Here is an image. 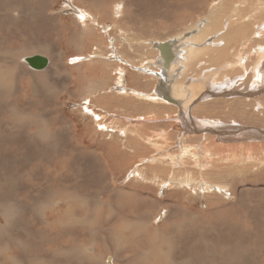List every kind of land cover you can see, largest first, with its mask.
Wrapping results in <instances>:
<instances>
[{"label":"rangeland","instance_id":"rangeland-1","mask_svg":"<svg viewBox=\"0 0 264 264\" xmlns=\"http://www.w3.org/2000/svg\"><path fill=\"white\" fill-rule=\"evenodd\" d=\"M7 1L0 0V50H23L14 71L15 63L0 61V202L13 199L22 215L0 231V264H26L24 255L29 264H107L111 253L118 264H161L163 255L171 256L168 264H264V106L238 96L253 100L260 97L249 90L264 92V0H17L20 23L4 12ZM227 25L242 27L237 35L248 38L232 47L242 59L230 67L214 50ZM203 26L202 42L191 41L193 28ZM168 40L177 63L165 72L156 46ZM203 47L208 51L197 50L196 60L187 58ZM33 56L50 67L29 68L23 59ZM170 85L177 97L166 102L161 95L171 94ZM203 118L221 126L201 125ZM227 127L232 134L220 138ZM159 153L179 160L150 162ZM157 165L160 183L149 175ZM137 168L148 180L135 177ZM45 199L52 205L42 210Z\"/></svg>","mask_w":264,"mask_h":264},{"label":"bare ground","instance_id":"bare-ground-1","mask_svg":"<svg viewBox=\"0 0 264 264\" xmlns=\"http://www.w3.org/2000/svg\"><path fill=\"white\" fill-rule=\"evenodd\" d=\"M28 1V0H27ZM44 0H42V2H43ZM50 1V0H49ZM49 1L47 2V4L49 5ZM225 1V0H224ZM242 1V0H241ZM241 1H240V4H241ZM7 3H9V8H7V9H5L4 10V12H9L10 13V16H12L13 17V19L15 20V21H17L18 23H20V21H21V17H22V14H21V10H20V7H17L16 5H19L18 4V2H17V0H8L7 1ZM16 4V5H15ZM44 4V3H43ZM226 6V5H225ZM217 8V7H216ZM76 9V8H75ZM119 11V10H118ZM221 12H222V10H221ZM255 13H256V11H255ZM80 15L81 16H84L83 14H81L80 13ZM59 16V15H58ZM88 16V15H87ZM217 18L219 17V13H217L216 15H215ZM80 17V16H79ZM215 17V18H216ZM231 17V16H230ZM90 18V17H89ZM203 18V17H202ZM217 18L215 19V20H217ZM235 18V17H234ZM247 18V17H246ZM74 19H77V20H79L78 18H74L73 17V20ZM238 20V22L241 20V18L240 19H237ZM252 20V19H251ZM214 21V20H213ZM212 21V22H213ZM219 21V20H218ZM258 21V20H257ZM94 22V21H93ZM199 22V21H198ZM197 22V23H198ZM211 22V23H212ZM219 22H222V21H219ZM237 22V21H236ZM75 25H77V27H80L81 26V23H79V21H76V20H74V22H73ZM96 22H94V23H92V26H94L93 24H95ZM235 23V22H234ZM24 24V23H23ZM70 24V23H69ZM72 24V23H71ZM70 24V25H71ZM215 24V23H214ZM255 24V23H254ZM198 25V24H197ZM62 26V25H61ZM84 26V25H83ZM208 25H206V27H207ZM214 26V25H213ZM229 25H227V27H228ZM257 26V25H256ZM264 26V25H263ZM63 27H65V26H63ZM68 27V26H67ZM72 27H73V25H72ZM89 27V26H88ZM95 27H96V25H95ZM204 27L205 26H203V28H201V30H195V28H193V31L192 32H190L191 33V41H193V42H198V41H201L202 42V40L205 38L204 37V33L203 32H205L204 30H202V29H204ZM220 27H221V23H220ZM236 27V26H235ZM99 28V27H98ZM97 28V29H98ZM216 28H218V26L216 27ZM229 28V27H228ZM242 28V27H241ZM241 28H238V26H237V29H239L240 31H243V30H241ZM59 29V28H58ZM66 29H68V28H66ZM77 29V28H76ZM80 29V28H79ZM96 29V28H95ZM102 29V28H101ZM190 29V28H189ZM198 29V28H197ZM206 29V28H205ZM210 29V28H209ZM227 29V28H226ZM206 30H208V29H206ZM238 30V31H239ZM94 31V30H93ZM107 31V30H106ZM196 31V32H195ZM223 30H221V32H222ZM238 31H236L235 30V28H229V31L228 32H223L221 35H220V38L218 39V40H215L216 42H215V45H217L218 43H222L223 44V48H216V47H214V50H216L215 52H216V54L215 55H218L219 56V54L221 55L220 56V60L219 61H226V63H224V64H228V67H230V63L232 62V61H235V58H239L238 60H240V59H242L241 57H239V56H237V53L236 52H234L233 54L232 53H229V51L231 50H233L232 49V47L234 48L236 45H240V46H242V45H245V44H247L248 43V38H246L245 36L244 37H239L240 35L238 34L237 35V32ZM264 31V30H263ZM66 32V31H65ZM105 32V31H104ZM131 32V31H130ZM220 32V31H219ZM218 32V33H219ZM189 33V34H190ZM207 33V32H206ZM240 33V32H239ZM77 34V33H76ZM88 34H90V33H88ZM63 35H64V33H63ZM73 35V34H72ZM254 35H256V33L254 34ZM67 36V35H66ZM69 36V35H68ZM81 36V35H80ZM64 38V37H63ZM101 38V37H100ZM206 38H208V36L206 37ZM256 38V37H255ZM69 39V38H68ZM75 38H73V40H74ZM232 39H233V45H232ZM259 39V38H258ZM98 40V39H97ZM9 41H7V43H8ZM70 42H71V40H70ZM88 42V41H87ZM204 42V41H203ZM235 42H237L236 44H235ZM78 43V42H77ZM104 43V42H103ZM166 43H169V44H171V46H170V48H169V55L172 57L173 56V58H172V62L170 63V64H168V67H165L166 69H164L163 67V65H164V62H163V60H162V58H160L161 56H159V58H158V61H159V65L162 67V69L165 71V72H167V71H169V70H171L170 69V67L172 66V64H174L175 62H176V55H175V52H174V48H175V45H174V42H172V40H168ZM252 43H254V42H252ZM251 43V44H252ZM75 44V43H74ZM102 44V43H101ZM162 44H164V43H162ZM162 44H159V45H157L156 47H157V49H158V47L159 46H161ZM193 44V43H192ZM235 44V45H234ZM255 44V43H254ZM198 46H199V44H197ZM203 45V44H202ZM79 46V45H78ZM105 46H106V44H105ZM204 46V45H203ZM254 46V45H253ZM262 46V45H261ZM29 47V46H28ZM44 47V46H43ZM72 47V46H71ZM73 47H75V46H73ZM104 47V46H103ZM108 47V46H107ZM106 47V48H107ZM259 47V46H258ZM257 47V48H258ZM30 48V47H29ZM87 47H85V49H86ZM260 48V47H259ZM263 48V47H262ZM67 49V48H66ZM69 49V48H68ZM96 49V48H95ZM181 49V48H180ZM211 49V48H210ZM253 49V48H252ZM23 50V49H22ZM22 50H21V48H20V50L18 51H9V50H4V51H2V50H0V61L1 60H4L5 59V61H7V63H9V61L11 62L10 64H12V63H15L14 64V68H13V71L14 70H16L17 68H16V62L18 61L17 59L18 58H20L21 56H22ZM49 50V49H48ZM92 50V49H91ZM103 50V49H102ZM198 50V52L199 53H202V50H205V52L206 51H208L207 49H206V47H203L202 49L201 48H198V49H196V50H192V52H190L189 51V56H187V58L188 59H194L195 58V60H196V55H195V53H196V51ZM213 50V49H212ZM251 50V49H250ZM37 51V50H36ZM88 51H89V49H88ZM95 51V50H94ZM251 51H253V50H251ZM260 51V50H259ZM70 52H72V51H70ZM98 52V51H97ZM186 52V51H185ZM197 52V53H198ZM95 53V52H94ZM198 53V55H200ZM204 53V52H203ZM260 53V52H259ZM103 54V53H102ZM207 54H209V53H207ZM87 55V54H86ZM191 55V56H190ZM262 55H260V57H261ZM34 57V56H33ZM94 57H97V55L96 54H93V55H90L89 57H86V58H81V57H79V56H76V58H74V59H77V60H79V63L80 62H82L83 60H88V59H90V58H94ZM209 57V56H208ZM208 57H206V58H208ZM214 57V56H213ZM213 57H212V59H213ZM30 58H32V57H30ZM29 58V59H30ZM107 58V57H106ZM14 59V60H13ZM21 59V58H20ZM26 59L27 58H24L23 59V61L24 62H26ZM99 59H101V58H99ZM165 59V58H164ZM215 59V58H214ZM216 59H219V58H216ZM215 59V60H216ZM17 60V61H16ZM261 60H262V58H261ZM4 61V62H5ZM27 61H28V59H27ZM92 61V60H91ZM97 61V60H96ZM100 61V60H99ZM217 61V60H216ZM2 62V61H1ZM87 62V61H86ZM104 62V61H103ZM114 62V61H113ZM185 62H186V60H185ZM188 62V61H187ZM197 62V61H196ZM3 63V62H2ZM1 63V64H2ZM27 63V62H26ZM88 63V62H87ZM112 63V62H111ZM124 63H125V65H129V67H131V68H136V67H133L131 64H129L128 63V61L126 62V61H124ZM177 63V62H176ZM198 63V62H197ZM84 64H86V63H84ZM27 65V64H26ZM88 65H90V64H88ZM109 65V64H108ZM190 65V64H189ZM29 66V68H31V69H33V70H36V71H41V70H44V69H46L47 67L49 68L50 66H49V63L47 64V66L45 67V68H43V69H35V68H32L30 65H28ZM102 66V65H101ZM175 66V65H174ZM3 67V64L2 65H0V68H2ZM186 67V66H185ZM223 67V66H222ZM97 68V67H96ZM108 68V67H107ZM111 68H113V67H111ZM119 68V67H118ZM109 69V68H108ZM174 69V68H173ZM48 70V69H47ZM87 70V69H86ZM20 71V70H19ZM28 71V70H27ZM172 71V70H171ZM188 71V70H187ZM23 72V71H22ZM177 72V71H176ZM85 73V72H84ZM114 73V72H113ZM118 73V72H117ZM122 73V72H121ZM124 73V72H123ZM245 73V72H244ZM174 74V73H173ZM180 74V73H179ZM78 75V74H77ZM218 75V74H217ZM246 75V74H245ZM260 75V74H259ZM263 76H264V74H262ZM81 76V75H80ZM83 76V75H82ZM109 76V75H108ZM53 77V76H52ZM81 78V77H80ZM96 78H98L97 76H96ZM222 78V77H221ZM224 78H225V76H224ZM261 78V77H260ZM263 78V77H262ZM100 79V78H99ZM110 79H112V78H110ZM125 79V78H124ZM127 79V78H126ZM98 80V79H97ZM107 80V79H106ZM123 80V79H122ZM263 80V79H262ZM15 81V80H14ZM99 81V80H98ZM98 81H96V82H98ZM112 81H114V80H112ZM131 81V80H130ZM130 81H129V83H130ZM227 81H229V80H227ZM261 81V80H260ZM120 82H122V81H120ZM117 83V82H116ZM116 83H114V84H116ZM124 83V82H123ZM125 83H126V81H125ZM128 83V84H129ZM197 83H199V82H197ZM197 83H196V86H195V88L196 87H198V85H197ZM225 83V82H224ZM261 83V82H260ZM108 84V83H107ZM119 84H122V83H119ZM119 84H117L118 86H119ZM195 84V83H194ZM91 85H92V83H91ZM90 85V86H91ZM99 86H100V84H98ZM127 85V84H126ZM214 85V84H213ZM220 85H221V83H220ZM260 85V84H259ZM108 86V85H107ZM121 86V85H120ZM119 86V87H120ZM123 86H125V84L123 85ZM127 86H129V85H127ZM144 86V85H143ZM216 86V85H215ZM263 86V85H262ZM88 87V86H87ZM113 87V86H112ZM131 87V86H130ZM226 87V86H225ZM245 87V86H244ZM90 88V87H89ZM122 88V87H121ZM250 88V87H249ZM252 88H253V86H252ZM11 89V88H10ZM115 89V88H114ZM126 89V88H125ZM131 89V88H130ZM216 89H217V87H216ZM15 90V89H14ZM109 90V89H108ZM116 90V89H115ZM90 91V90H89ZM110 91V90H109ZM181 91V90H180ZM247 91V90H246ZM255 91V92H254ZM260 91V92H259ZM34 92V91H33ZM123 92H125V90L123 89ZM170 92H171V94H165L166 96H163V95H161L162 97V100H164V101H166L167 102V100L166 99H168L169 101H173V100H176L175 99V97L174 96H176V88H174V85H173V87H171V85H170ZM184 92H186V91H184ZM243 92V91H242ZM249 92L250 93H252V94H254L255 93V96L254 97H260V98H257V99H249V98H251V96H249V98H245V95L247 94V93H245L244 94V96L242 95V97H241V95H238V96H240V98H241V100H244V101H253V103H256L257 105L256 106H258L259 108H262L263 106H264V103H262L261 101H259L261 98H263L264 99V95L262 94V93H264V92H262L261 90H258V89H255V90H249ZM249 92H248V94H249ZM262 92V93H261ZM130 93V92H129ZM132 93H134V95H138V96H142V95H144L145 97V99L147 100H154V99H157L156 97H153L152 95H148V94H143V93H139V92H136V91H133V89H132ZM169 93V92H168ZM256 93H258V95H256ZM243 94V93H242ZM85 95H86V93H85ZM99 95V94H98ZM126 95V94H125ZM133 95V94H132ZM93 96H94V94H93ZM96 96V95H95ZM114 96H116V95H114ZM221 97L223 96V95H220ZM219 96V97H220ZM246 96H248V95H246ZM99 97V96H98ZM127 97V96H126ZM163 97H164V99H163ZM177 97V96H176ZM86 98V97H85ZM89 98V97H88ZM95 98V97H94ZM129 98V97H128ZM5 99V98H4ZM159 99V98H158ZM218 99V98H217ZM87 100V99H86ZM112 100V99H111ZM177 100H179V99H177ZM256 100V101H255ZM92 101H94V99L92 100ZM124 101V100H123ZM144 101V100H143ZM182 101V100H181ZM84 102V101H83ZM88 102V101H87ZM102 102V101H101ZM101 102H100V104H101ZM217 102V101H216ZM111 103H113V101L111 102ZM122 103V102H121ZM123 103H125V102H123ZM122 103V104H123ZM130 103V102H129ZM247 103L248 102H243L242 104H244V105H247ZM97 105H98V102L96 103ZM189 104V103H188ZM113 105V104H112ZM111 105V106H112ZM134 105V104H133ZM222 105H224V104H222ZM94 106V105H93ZM104 106V105H103ZM138 106V105H137ZM146 106V105H145ZM239 107H242V105L240 106V105H238ZM248 106V105H247ZM99 107V106H98ZM97 107V108H98ZM106 107V106H105ZM109 107V106H108ZM119 107H120V105H119ZM122 107H123V105H122ZM125 107V106H124ZM212 108H221V107H214V106H211ZM233 107H235L234 109H236V105H230L229 106V109L231 110H234L233 109ZM107 108V107H106ZM135 108V107H134ZM147 108V107H146ZM258 108V109H259ZM83 109V108H82ZM99 110H101L103 113H100V114H106V112H105V110H103L104 109V107H103V109H101V108H98ZM123 109V108H122ZM130 109V108H129ZM263 109V108H262ZM95 110V109H94ZM112 110V109H111ZM124 110V109H123ZM213 110V109H212ZM119 111V110H118ZM216 111V110H215ZM249 111V110H248ZM93 112V111H92ZM108 112V114L109 115H113V114H111V112L110 111H107ZM143 112V111H142ZM247 112V111H246ZM98 113V114H99ZM132 113V112H131ZM92 114H94V113H92ZM105 114H104V117H105ZM96 116L94 117V118H97L98 120H99V118H100V116L99 115H97V114H95ZM127 115V114H126ZM139 115V114H138ZM235 115V114H234ZM248 115V114H247ZM18 116V115H17ZM22 116V115H21ZM24 116H25V114H24ZM28 116V115H27ZM115 116V115H114ZM123 116V115H122ZM131 116H132V114H131ZM84 118V117H83ZM124 118V117H123ZM234 118H235V116H234ZM249 118V117H248ZM127 119H129V118H127ZM28 120V119H27ZM123 120H125V119H123ZM214 120V119H213ZM239 119H237V121H238ZM219 121V120H218ZM240 121V120H239ZM202 122H204L205 124H207V126H210V127H215L217 124V126L218 127H220L221 126V123H220V121L217 123L216 122V124H213V123H211V124H213V125H208V120L207 119H205V118H203L202 120H201V125H203L202 124ZM214 122V121H213ZM224 122V121H223ZM20 123V122H19ZM22 123V122H21ZM57 123V122H56ZM98 123V122H97ZM179 123V122H178ZM233 123H235L234 121H233ZM99 125H101V127L100 128H102V129H104L105 131L106 130H109L110 132H113V131H115V130H113V129H110V127L108 128V126H106V125H103L101 122H99L98 123ZM111 124V123H110ZM112 125V124H111ZM122 125V124H121ZM215 125V126H214ZM251 125V124H250ZM262 125H264L263 123H262ZM261 125V126H262ZM184 126V125H183ZM182 126V127H183ZM144 127V126H143ZM139 128V127H138ZM176 128V127H175ZM184 128V127H183ZM230 128L231 127H227V128H224L225 130H223V132L221 133V131L220 130H218L220 133L218 134V136L221 138V137H230V134H232V130H230ZM232 128H234V127H232ZM46 129V128H45ZM44 129V130H45ZM178 129V128H177ZM194 129V128H193ZM205 129V131L206 132H209V133H213V128H207V127H205L204 128ZM256 129V128H255ZM125 130V129H124ZM176 130V129H175ZM235 130H237V128H235ZM240 130V129H239ZM108 132V131H107ZM118 132V131H117ZM130 132V131H129ZM114 133V132H113ZM247 133H249V132H247ZM261 133V132H260ZM47 134H48V132H47ZM120 134H123V135H127L128 136V134H126V132L125 131H120ZM45 135H46V132H45ZM130 135V134H129ZM135 135V134H134ZM139 135V134H138ZM141 135V134H140ZM143 135V134H142ZM223 135V136H222ZM47 136V135H46ZM120 136V135H119ZM122 136V135H121ZM217 136V135H216ZM107 137V136H106ZM115 137V136H114ZM138 137V136H137ZM129 138V137H128ZM127 138V139H128ZM132 138V137H131ZM130 138V139H131ZM141 138V137H140ZM47 139V138H46ZM134 139H135V137H134ZM188 139V138H187ZM68 140V139H67ZM123 140V139H122ZM126 140V139H125ZM124 140V141H125ZM141 140V139H140ZM120 141V140H119ZM145 141V140H144ZM193 141V140H192ZM126 142V141H125ZM146 142V141H145ZM186 142V140L185 141H183V146L184 147H182L181 149H183L182 150V153H183V155H185L186 156V154H189L190 153V151L191 150H189L190 148L189 147H186L185 145H187L188 143H185ZM187 142H188V140H187ZM100 144V143H99ZM121 144V143H120ZM123 144V143H122ZM151 144V143H150ZM179 144V143H178ZM125 145V144H124ZM127 145V144H126ZM129 145V144H128ZM127 145V146H128ZM258 145V144H257ZM105 146V145H104ZM125 147V146H124ZM218 147V146H217ZM133 148V147H132ZM194 148V147H193ZM211 150V149H210ZM131 151V150H130ZM195 152V151H194ZM252 152V151H251ZM125 153V152H124ZM204 153H206V152H204ZM120 154V153H119ZM155 154V153H154ZM160 154V157L159 158H157V159H155V158H152L151 160H150V162H155V161H157V162H161V161H163L164 159H166L165 161L166 162H168V161H171L172 162V164H174V161L176 160V159H178V158H176V159H174L175 157H171V156H168V155H165L164 153H159ZM181 154V153H180ZM193 156H194V160H195V154H192ZM205 154H201L200 156H202V157H204L206 160L208 159V157H210L211 155L209 154V156L206 158L205 156H204ZM129 156V155H128ZM181 156V155H180ZM192 156V157H193ZM217 156V155H216ZM230 156V155H229ZM13 157V156H12ZM178 157H179V155H178ZM150 158V157H149ZM182 158V157H181ZM217 158V157H216ZM146 159L147 158H144L143 159V161L145 162L146 161ZM249 159V158H248ZM179 160V159H178ZM210 160V159H209ZM138 162H140V161H138ZM180 162V161H179ZM219 162V161H218ZM164 163V162H163ZM195 163H197V162H195ZM200 162L198 161V164H199ZM158 164V163H157ZM207 164H209V163H206V165ZM140 165V164H139ZM167 165V164H166ZM206 165H202L201 164V166L200 167H202V169L206 166ZM242 165H243V163H242ZM164 166V165H163ZM185 166V165H184ZM236 166H239V165H236ZM164 168V167H163ZM181 168V167H180ZM209 168V167H208ZM207 167H206V169H208ZM214 168V167H213ZM212 168V169H213ZM150 170H151V174H149L151 177H150V179L151 180H153L154 182H158V183H160V179H162L161 177H159V174L161 175V173H164V171L163 170H161L160 168H159V166L157 165V166H154V167H152V168H149ZM219 169V168H218ZM223 169V168H222ZM171 170V169H170ZM204 170V169H203ZM149 171V170H148ZM174 171V170H173ZM176 171V170H175ZM194 171V170H193ZM193 171H191V172H193ZM199 171H201V170H199ZM206 171V170H205ZM213 171V170H212ZM216 171V170H215ZM228 171V170H227ZM142 172V171H141ZM140 172V173H141ZM159 172V173H158ZM185 172V171H184ZM190 172V171H189ZM190 172V173H191ZM202 172V171H201ZM210 172V171H209ZM218 172V171H217ZM139 172H138V168L135 170V172H134V174H135V177H138V178H140V179H143V180H148V177H147V175H145V174H140ZM224 173V172H223ZM229 173V172H228ZM187 174V173H186ZM189 174V173H188ZM187 174V175H188ZM203 174V173H202ZM225 174V173H224ZM171 175H172V172H171ZM177 175H178V171H177ZM195 175V174H194ZM197 175V174H196ZM201 175V174H200ZM227 175V174H226ZM211 176V175H210ZM228 176H229V174H228ZM231 176V175H230ZM180 177V176H179ZM198 177V176H197ZM204 177V176H203ZM209 177V176H208ZM207 177V178H208ZM219 177V176H218ZM238 177V176H237ZM185 178V177H184ZM228 178H230V177H228ZM232 178V177H231ZM187 179V178H186ZM198 179V178H197ZM200 179V178H199ZM31 180V179H30ZM6 181V180H5ZM169 181H174L173 179H170ZM181 181V180H180ZM206 181V180H205ZM141 182V181H140ZM187 182V181H186ZM201 182V181H200ZM209 182V181H208ZM147 183H149V182H146L145 184H147ZM192 183V182H191ZM206 183V182H205ZM210 183V182H209ZM154 184H156V183H154ZM169 184H171V182L169 183H167V186L169 185ZM175 184V183H174ZM178 184V183H177ZM149 185V184H148ZM162 185H166L165 183H162ZM176 185V184H175ZM179 185V184H178ZM185 185V184H184ZM183 185V186H184ZM210 185V184H209ZM16 186V185H15ZM152 186H155V185H152ZM188 187H190L189 185H187ZM208 186V185H207ZM206 186V187H207ZM60 187V186H59ZM149 187H151V185L149 186ZM148 187V188H149ZM197 187V186H196ZM195 186H194V188H192V190L194 189L195 190V188H196ZM211 187V186H210ZM213 187H216V186H213ZM19 188V187H18ZM21 188V187H20ZM61 188V187H60ZM158 188V187H157ZM165 188V187H164ZM167 188V187H166ZM177 188V187H176ZM208 188V187H207ZM223 188V187H222ZM6 189V188H5ZM151 189V188H150ZM153 189V188H152ZM180 189V188H179ZM228 189V188H227ZM60 190V189H59ZM187 190V189H186ZM77 191V190H76ZM196 191H198V190H196ZM212 191V190H211ZM61 192V191H60ZM134 192V191H133ZM144 192V191H143ZM159 192V191H158ZM183 192V191H182ZM181 192V193H182ZM189 192V191H188ZM139 193V192H138ZM194 192H192V194H193ZM150 195V194H149ZM156 195V194H155ZM169 195H170V193H169ZM189 195V194H188ZM61 196V195H60ZM137 196H139V195H137ZM179 196V195H178ZM167 197V196H166ZM203 197V196H202ZM168 198V197H167ZM181 198H183V196L181 195ZM185 198H186V196H185ZM197 198H198V195H197ZM171 199V198H170ZM13 200V199H12ZM12 200H7V201H2V202H0V203H2L1 205H0V215H1V217L3 218V221H4V226H2L1 227V229H0V231H1V235L3 236L4 235V232H6V230H7V228H10L9 227V224L11 223V221H13V219L14 218H16V217H18V216H21L22 214H20V209H19V205H17V202L15 203L14 201H12ZM63 200V199H62ZM51 200H44V202L43 203H41V204H39L38 206H41L40 207V209L42 208V210H44V209H46L47 208V206H51L52 204H51ZM55 203H57L56 201H54ZM64 202V201H63ZM165 202V201H164ZM34 203H36L35 202V200H34ZM65 203V202H64ZM149 203V202H148ZM151 203V202H150ZM160 203V202H159ZM163 203V202H162ZM170 203V202H169ZM172 203V202H171ZM175 203V202H174ZM174 203H173V205H174ZM210 203V202H209ZM37 204V203H36ZM167 204V203H166ZM180 204V203H179ZM55 205V204H54ZM213 205V204H212ZM66 206H67V204H66ZM184 206V205H183ZM210 206V205H209ZM159 207V206H158ZM157 207V208H158ZM179 207H181V206H179ZM69 208V207H68ZM68 208H67V211H68ZM139 208V207H138ZM172 208V207H171ZM185 208V207H184ZM183 208V209H184ZM78 209H80V208H78ZM147 209H148V207H147ZM157 210V209H156ZM172 210V209H171ZM73 211H75V210H73ZM76 211H77V209H76ZM79 211V210H78ZM146 211V210H145ZM161 211H164L163 212V215L164 214H167V215H170L169 213H170V208L168 207V209H164V210H161ZM161 211H159V213H158V215H161ZM148 212V211H147ZM177 212V211H176ZM150 213V212H149ZM57 215L58 213H54V215ZM68 214V213H67ZM76 214V213H75ZM156 214V213H155ZM72 215H74L73 213H72ZM71 215V216H72ZM151 215V214H150ZM178 216V215H177ZM88 217V216H87ZM168 217H170V216H168ZM71 218V217H70ZM91 218V217H90ZM89 218V220H92V219H90ZM147 218V217H146ZM176 219V218H175ZM191 219V218H190ZM72 220V219H71ZM145 222V221H144ZM150 222V221H149ZM164 222V221H163ZM70 223V222H69ZM72 223V222H71ZM70 223V224H71ZM146 223H148V222H146ZM153 223V222H152ZM172 223V222H171ZM171 223H170V226H171ZM164 224H167V223H164ZM173 224V223H172ZM3 225V224H2ZM137 225H138V223H137ZM198 225V224H197ZM1 226V225H0ZM65 226V225H64ZM68 226H70V225H68ZM167 226H168V224H167ZM191 226V225H190ZM80 228V227H79ZM87 228V227H86ZM138 228L139 229H145V226H144V223H140L139 225H138ZM159 228V227H158ZM178 228V227H177ZM195 228V227H194ZM13 228H11V230H12ZM14 229H15V227H14ZM96 229V228H95ZM173 229V228H172ZM179 229H181V228H179ZM10 230V229H9ZM89 230V229H88ZM93 230V229H92ZM152 230H150V232H151ZM187 231V230H186ZM90 232H92V231H90ZM176 232V231H175ZM6 234V233H5ZM14 234V233H13ZM73 234H75V233H73ZM72 234V235H73ZM91 234V233H90ZM180 234V233H179ZM15 235V234H14ZM68 234H66V236H67ZM177 235V234H176ZM11 236V235H10ZM65 236V237H66ZM180 236V235H179ZM104 237V236H103ZM68 238H70V236L68 237ZM78 238V237H77ZM84 238V237H83ZM91 238H94V237H91ZM96 238V237H95ZM4 239V238H3ZM7 240V239H6ZM11 240V241H10ZM9 241H10V245H18V246H21V244H19V243H17V242H15L13 239H10ZM4 241H5V239H4ZM9 241H8V243H9ZM98 241V240H97ZM170 241V240H169ZM69 242V241H68ZM99 242V241H98ZM161 242V241H160ZM160 242H158L157 244V246H160ZM166 242V241H165ZM6 243H7V241H6ZM163 243V242H162ZM67 244V243H66ZM100 244V243H99ZM170 244V243H169ZM162 245V244H161ZM156 246V247H157ZM4 248H7V247H9L7 244L6 245H4L3 246ZM13 247V246H12ZM17 247V246H16ZM65 247V246H64ZM71 247H73V246H71ZM83 247V246H82ZM102 247V246H101ZM84 248V247H83ZM152 248V247H151ZM150 248V249H151ZM20 249V248H19ZM159 248H157V250H158ZM16 250V249H15ZM81 248H78L77 250H75V252L76 253H81ZM100 250V249H99ZM40 251V250H39ZM69 251V250H68ZM155 251H156V249H155ZM94 252V251H93ZM92 252V253H93ZM198 253V252H197ZM111 256H112V258L111 257H107L108 259V261H107V264H115V263H113V262H116V264H118L119 263V259H117V255H116V253H114V255H113V253H111L110 254ZM25 256V258H24V260H25V262H26V264H29V262H28V258H27V255H24ZM79 256V255H78ZM107 256V255H106ZM102 257V256H101ZM92 258V257H91ZM160 259H162V262L163 263H161V264H168V263H170L171 262V256L170 255H163ZM123 260L125 261L126 260V257H123ZM194 260V259H193ZM104 261H106V259L104 260ZM121 262H123V261H121ZM134 262V261H133ZM13 263V262H12ZM31 264H35V263H31ZM90 264H96L95 263V261H93V262H90ZM97 264H98V262H97ZM102 264V263H101ZM149 264H157V261H154V262H149ZM203 264V263H202ZM207 264V263H206ZM239 264V263H238Z\"/></svg>","mask_w":264,"mask_h":264},{"label":"water","instance_id":"water-1","mask_svg":"<svg viewBox=\"0 0 264 264\" xmlns=\"http://www.w3.org/2000/svg\"><path fill=\"white\" fill-rule=\"evenodd\" d=\"M171 44L169 43H164L161 46L158 47V50L160 52V58H162L163 62H164V69H166L165 67H168V64H170L173 60V56L171 57L168 53H169V48H170ZM165 58V59H164ZM26 62L28 65H30L32 68L35 69H43L47 66L48 62L45 58L43 57H33V58H28V61L26 59Z\"/></svg>","mask_w":264,"mask_h":264},{"label":"crops","instance_id":"crops-1","mask_svg":"<svg viewBox=\"0 0 264 264\" xmlns=\"http://www.w3.org/2000/svg\"><path fill=\"white\" fill-rule=\"evenodd\" d=\"M227 29H225V31L224 32H228L229 31V29H228V27H226ZM238 28H240V27H238ZM221 33H223V31L222 32H219V34H221ZM220 37H218V39H219ZM164 42H167V41H164ZM218 48H223V44L222 43H218ZM174 52H175V50H174ZM229 53H231V50L229 51ZM158 55V54H157ZM157 57H159V55L157 56Z\"/></svg>","mask_w":264,"mask_h":264}]
</instances>
